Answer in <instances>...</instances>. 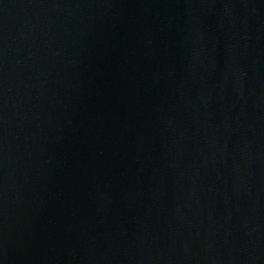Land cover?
<instances>
[{
	"label": "water",
	"instance_id": "obj_1",
	"mask_svg": "<svg viewBox=\"0 0 264 264\" xmlns=\"http://www.w3.org/2000/svg\"><path fill=\"white\" fill-rule=\"evenodd\" d=\"M0 264H264V0H0Z\"/></svg>",
	"mask_w": 264,
	"mask_h": 264
}]
</instances>
